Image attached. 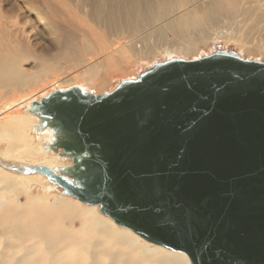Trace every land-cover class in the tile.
Here are the masks:
<instances>
[{
  "label": "bare ground",
  "instance_id": "1",
  "mask_svg": "<svg viewBox=\"0 0 264 264\" xmlns=\"http://www.w3.org/2000/svg\"><path fill=\"white\" fill-rule=\"evenodd\" d=\"M7 1L0 0V138L8 144L0 158L20 164L0 167V264H192L186 252L148 241L102 205L60 190L54 178L71 176L74 187L96 190L99 150L85 147L53 103L78 89L102 100L117 92L113 78L134 75L137 64L153 70L159 57L199 61L221 42L257 51L264 0H24L12 16L3 11ZM34 15L52 35L43 49L30 42L31 33L42 38ZM28 61L36 70L25 68ZM51 94L39 114L35 104Z\"/></svg>",
  "mask_w": 264,
  "mask_h": 264
},
{
  "label": "water",
  "instance_id": "2",
  "mask_svg": "<svg viewBox=\"0 0 264 264\" xmlns=\"http://www.w3.org/2000/svg\"><path fill=\"white\" fill-rule=\"evenodd\" d=\"M143 75L113 97L72 90L53 103L99 150L94 192L54 179L192 264H264V63L214 54Z\"/></svg>",
  "mask_w": 264,
  "mask_h": 264
},
{
  "label": "rangeland",
  "instance_id": "3",
  "mask_svg": "<svg viewBox=\"0 0 264 264\" xmlns=\"http://www.w3.org/2000/svg\"><path fill=\"white\" fill-rule=\"evenodd\" d=\"M23 10H24V0H8L7 3H6V5L3 8L4 13H6L8 16H12V15H15V14L18 15V13H20V11H23ZM31 17H33V19L35 21L34 22L35 26L36 27H41V29H42V38L39 37L38 34H34V33H31L30 34V42H31V45L32 46H35V47H39L40 49H43V47L45 45V42H47V43L51 42L52 35L49 33V31L47 30V28H44L43 29V25L41 23H39V20H37V19L35 20V15L34 16H31ZM33 19L31 21V23H33ZM25 20H27V19L24 17V19H22L21 21H25ZM26 28H28V27L26 26ZM81 30H77V32L80 33V31H81L82 36L85 37L86 34L83 33L84 28L81 29ZM88 36L89 37H88L87 40L88 41H91L92 40V36L90 34ZM21 44H24V41H21ZM211 46L213 48V49H211L212 53L201 54L199 60L203 59L204 57L212 56L214 54H220V55L232 56V57L238 58L240 60H244V61H254V62L264 63V38H262L260 40V44L256 48H254V46H251L253 48V50H257V51H250L248 53H247V51H245V48L247 47V45H243L241 42H238L236 44L221 42V43L212 44ZM255 53H257V54H255ZM161 59H165V58H163V57L160 58L159 57L157 60H155V61L153 60V62L155 63L154 64V67L157 66V65H159L160 63L163 64L161 62L163 60H161ZM157 62H160V63H157ZM64 63H66V61H64ZM164 64H166V63H164ZM24 66H25V68H27V70L28 69L33 70V71L36 70V66L33 65L29 61L26 62ZM137 66H138V64L136 66H133V70H134V73H135L134 75H136V73H137V76H134L133 75V72L130 70V71H126V73H125V75H126V77L128 79L127 78L124 79V77H119V78L115 77V78L112 79V80H115V82H117L119 80V82L116 84L117 87L114 89V91H116V90L119 91L125 85V83L127 81L137 82L138 81L137 80L138 77L142 76V74H144L145 76L146 75L148 76V74L153 71V70H147L146 71L145 68H142L141 69V67L138 68ZM135 69H138L137 72H136ZM145 73H147V74H145ZM144 75H143V77H145ZM115 82H114V85H115ZM78 90H80V89H78ZM65 92L66 91H64L63 94ZM81 92H82V95L84 97H91V93L88 92L87 90H85V91L84 90H81ZM112 93H114V92H112ZM112 93H111V95L108 94L107 96L108 97H113L114 95ZM49 98H51V100H54V97L52 96V94L49 97H45L44 99H49ZM51 103H52L51 101H47L45 104H43L42 101H40V102H38V103L35 104L34 109L39 114H42V111H40L41 108L44 107V106H47L48 104L50 105ZM24 109H26V108L25 107L22 108V110H24ZM45 112H46V114L47 113L48 114H51V115L53 114L52 111L49 112V111L45 110ZM48 114H47V116L48 117H51V115H48ZM34 141L36 142V139L35 138H34ZM7 144H8V141L7 140H5L4 138H0V152L5 153V149L7 147ZM5 164L6 165H10V166L11 165L15 166V165H19L20 163L18 161L12 162L11 160L8 161V160H4V159H1L0 158V167L3 166V165H5ZM15 168L16 167H14V168H8V170L14 172ZM66 181L68 183L72 184L73 186H75V185L78 186V181L79 180H76V179H74L71 176V178H68ZM60 190L65 195H67L69 197L78 198L77 196H74L71 193L67 192V189H65L64 187H61ZM19 199H20L21 202H24L25 201L24 195H20ZM84 203H87V202H84ZM21 210H19V211H21Z\"/></svg>",
  "mask_w": 264,
  "mask_h": 264
},
{
  "label": "snow or ice",
  "instance_id": "4",
  "mask_svg": "<svg viewBox=\"0 0 264 264\" xmlns=\"http://www.w3.org/2000/svg\"><path fill=\"white\" fill-rule=\"evenodd\" d=\"M168 223L171 224L173 229L177 231H186L189 228L187 220L183 217H177L175 219L169 220Z\"/></svg>",
  "mask_w": 264,
  "mask_h": 264
}]
</instances>
